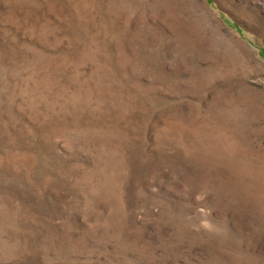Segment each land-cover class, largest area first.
<instances>
[{"label": "rangeland", "instance_id": "1", "mask_svg": "<svg viewBox=\"0 0 264 264\" xmlns=\"http://www.w3.org/2000/svg\"><path fill=\"white\" fill-rule=\"evenodd\" d=\"M0 264H264V0H0Z\"/></svg>", "mask_w": 264, "mask_h": 264}]
</instances>
